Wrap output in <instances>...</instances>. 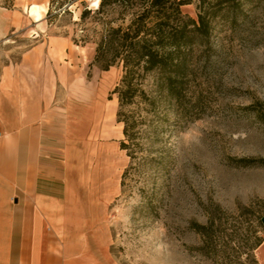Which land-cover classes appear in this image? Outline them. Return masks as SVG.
<instances>
[{"label": "rangeland", "instance_id": "1", "mask_svg": "<svg viewBox=\"0 0 264 264\" xmlns=\"http://www.w3.org/2000/svg\"><path fill=\"white\" fill-rule=\"evenodd\" d=\"M86 1L95 7L99 0ZM197 1L182 11L195 17ZM49 3L0 0V55L5 62L3 53L10 50L16 60L34 37H69L50 102L51 125L83 195L102 208L100 224L108 231L113 264H212L203 251H231L264 237V124L248 108L257 101L264 108V11L233 30L216 27L208 60L192 83L196 118L167 136L166 160L156 176L151 169L135 171L122 188L129 158L119 148L122 124L111 93L121 67L91 64L95 45L81 40L79 2L47 18ZM65 8L72 13H63ZM142 191L154 194L145 199ZM209 222L206 242L194 225ZM254 253L264 264V243Z\"/></svg>", "mask_w": 264, "mask_h": 264}, {"label": "trees", "instance_id": "2", "mask_svg": "<svg viewBox=\"0 0 264 264\" xmlns=\"http://www.w3.org/2000/svg\"><path fill=\"white\" fill-rule=\"evenodd\" d=\"M76 2L81 6L76 21L84 32L81 40L95 45L91 64L101 70L121 67L111 93L118 103L116 121L122 124L119 148L129 158L121 174L124 188L135 171L151 169L156 176L166 160L167 136L196 118L192 112L198 98L192 83L200 63L208 60L216 27L233 30L239 23H253L255 12L264 11V0H198L195 17L182 11L193 0H99L95 7L86 0H50L47 18ZM261 105L257 101L248 108L264 124ZM254 160L239 159L245 164ZM142 192L145 199L154 194ZM211 226L212 222L194 225L206 242ZM263 241L255 237L235 250L213 248L203 254L213 258L212 264H259L254 250Z\"/></svg>", "mask_w": 264, "mask_h": 264}, {"label": "crops", "instance_id": "3", "mask_svg": "<svg viewBox=\"0 0 264 264\" xmlns=\"http://www.w3.org/2000/svg\"><path fill=\"white\" fill-rule=\"evenodd\" d=\"M34 38L16 60L0 55V264H113L102 208L83 195L51 125L70 39Z\"/></svg>", "mask_w": 264, "mask_h": 264}, {"label": "water", "instance_id": "4", "mask_svg": "<svg viewBox=\"0 0 264 264\" xmlns=\"http://www.w3.org/2000/svg\"><path fill=\"white\" fill-rule=\"evenodd\" d=\"M64 7H68V5H65ZM261 222L264 223V215L261 217Z\"/></svg>", "mask_w": 264, "mask_h": 264}, {"label": "bare ground", "instance_id": "5", "mask_svg": "<svg viewBox=\"0 0 264 264\" xmlns=\"http://www.w3.org/2000/svg\"><path fill=\"white\" fill-rule=\"evenodd\" d=\"M36 9V8H35ZM35 9H34V11H35Z\"/></svg>", "mask_w": 264, "mask_h": 264}]
</instances>
